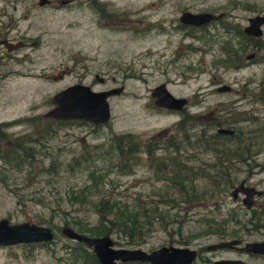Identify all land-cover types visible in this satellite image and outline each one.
<instances>
[{
	"label": "rangeland",
	"instance_id": "obj_1",
	"mask_svg": "<svg viewBox=\"0 0 264 264\" xmlns=\"http://www.w3.org/2000/svg\"><path fill=\"white\" fill-rule=\"evenodd\" d=\"M3 6L0 0V10ZM6 9L16 18L27 13L20 25L27 29L28 45L14 50L10 64L3 67L9 75L0 79V122L30 116L42 120L5 126L13 135L27 132L38 140L30 165L12 167L0 160V218L50 225L56 237L45 243L0 245V264H71L67 245L75 241L61 227L70 224L78 229L74 222L78 220L96 223L93 201L102 195L134 207L156 204L165 214L143 242L112 233L118 244L146 250L189 246L199 251L193 264L231 263H215L222 258L264 264V256L207 247L234 237L264 238V193L256 194L262 204L256 214L243 202L244 194L234 198L231 193L241 179L264 190V25L258 41L236 31L249 23V17L264 13V0H51L44 5L18 0ZM183 10L224 15L191 26L179 19ZM226 40L235 47L247 43L239 66L226 60ZM252 52L255 55L248 58ZM96 73L105 80L95 79ZM80 81L96 90L124 86L121 93L108 97L109 121L46 119L43 113L54 105L52 95ZM162 82L176 96L191 98L185 109L155 104L151 91ZM223 83L233 89L217 90ZM183 115L188 120L179 131ZM218 115L230 118L236 133L230 141L211 138L215 143L208 148L201 137L216 132L218 125L211 122ZM121 132H133L157 145L151 156L145 147L138 151L130 170L117 166L120 156L113 136ZM169 140L175 144L165 146ZM221 156L230 159L228 174L220 166ZM164 157H174L185 170L193 167L189 174H196L197 194L190 193L195 201H184L186 194L163 176L164 170H156L154 164ZM92 170L102 176L92 187L90 200L73 203L71 188L94 184Z\"/></svg>",
	"mask_w": 264,
	"mask_h": 264
},
{
	"label": "water",
	"instance_id": "obj_2",
	"mask_svg": "<svg viewBox=\"0 0 264 264\" xmlns=\"http://www.w3.org/2000/svg\"><path fill=\"white\" fill-rule=\"evenodd\" d=\"M63 2L67 0H62ZM50 0H39V4L44 5ZM224 13H214L210 11L193 12L183 10L179 16L180 21L186 24L203 25L215 20ZM249 23L245 25L244 31L254 37L261 36L264 25V13L249 17ZM0 43L7 45L8 49L18 48L23 45L22 41L12 42L0 39ZM254 52L247 55L251 58ZM98 76V74H97ZM102 79V77L100 78ZM231 85L222 84L218 90H229ZM124 86H116L104 90H95L91 85L77 82L55 92L52 95L54 105L44 112V116L57 119H84L93 123H104L111 117V108L108 97L122 92ZM155 103L161 107L182 109L188 102L184 96L174 95L165 82L156 85L152 91ZM219 132L231 133L234 128L219 127ZM240 191L245 193L244 203L250 206L252 197L262 193V189L254 186H236L232 193L237 196ZM61 231L67 237L78 240L94 249L101 264H117V260H141L149 261L152 264H192L198 257V250L189 246H178L174 244L162 245L152 250L141 247H116L115 239L110 233L102 235H91L81 232L65 224ZM56 232L47 224H38L29 220L21 222H11L8 217L0 218V245H12L17 243H28L38 241H49L55 239ZM241 243V239L232 238L213 242L207 245L209 249L232 247ZM240 248L247 252L264 253V238L261 240H250L240 245ZM223 260H221L222 262ZM241 264H246L244 260L236 259ZM218 262V261H217Z\"/></svg>",
	"mask_w": 264,
	"mask_h": 264
},
{
	"label": "trees",
	"instance_id": "obj_3",
	"mask_svg": "<svg viewBox=\"0 0 264 264\" xmlns=\"http://www.w3.org/2000/svg\"><path fill=\"white\" fill-rule=\"evenodd\" d=\"M205 25V24H204ZM196 26V25H191ZM202 26V25H199ZM236 30V28H234ZM237 34L252 38L255 41H258L259 39H255L251 36L245 35L246 33L243 31L241 27H237ZM245 33V34H244ZM247 43L244 41L241 43L239 47H235V45L230 41L226 40V42L223 45V48H225L227 52L226 60H229L230 65L233 66H239L241 62V54H242V48L243 50L246 49ZM41 117H22L18 118L16 120L12 121H6V122H0V160L2 162L8 163L12 167H20L22 164H28L30 165L33 161L31 159L33 155V150L35 148L37 138L31 133H22L19 135H13L12 133L5 130L6 124H12L15 122H22V121H34L35 124H39L41 122ZM46 119H52L49 117H46ZM55 120V119H53ZM69 120V119H66ZM187 116L183 115L182 119H180L178 124L179 131L185 128V121H187ZM62 121V120H57ZM230 118L226 119H216L214 118L212 124L216 125H224V123H231ZM100 124V123H99ZM226 124V125H227ZM219 132H214L213 134H209L208 136L201 137V141L205 146L210 148L211 144H214L215 141H211V138L214 137H227L230 141L231 137L234 136V134H226L224 135ZM188 136V135H187ZM114 140V147H116V150L120 156V160L117 161V166H121L124 169L130 170L135 162H137L136 153L138 151H146L148 155H152L155 151L157 145L153 144L151 140H143V138L139 135H135L133 132H121L118 134H115L113 136ZM200 140V139H199ZM219 141V142H222ZM216 142V143H219ZM173 145L175 144V141L169 140L167 145ZM142 150V148H144ZM206 147V148H207ZM247 148V147H246ZM221 150V149H220ZM240 155V154H239ZM149 156V157H150ZM86 157V156H85ZM87 158V157H86ZM85 158V159H86ZM173 158V159H172ZM76 160V157L73 159ZM229 157L224 158L221 156L220 160V166H224V170L226 165L228 164L227 161H229ZM81 163V160L76 165L75 163L71 168L75 169L77 166H79ZM153 163V162H152ZM72 163L70 162L69 165ZM51 168L55 169V165L53 161L51 162ZM155 168L157 171L164 170L166 173H164L166 178L170 180L172 185L178 187V189L186 194V198L184 201H195L194 194H197L195 191V184L194 180L196 177V174L192 176V174H189V172L193 171V167H187L188 169L185 170L184 164L180 163L178 160H174V157L171 158H161L158 161H156ZM21 168V167H20ZM49 167L43 168L44 170H47ZM133 169V168H132ZM187 171V172H186ZM225 174H228V168L224 171ZM90 176L92 178L91 183H85L83 186L78 188H71V196H72V202H79V203H86L90 200L92 187L95 185L98 186V178L102 175H100L95 170H92L90 172ZM186 182H189V185H187ZM190 191L193 192V195L190 193ZM95 211L98 214V220L96 223L91 225H85L81 223V221H74L76 224H78V230L79 231H88V234L91 235H102L105 233H116V234H124L125 236H129V240L136 241V242H143L145 241L148 233L150 232L151 227H157L155 224L160 219V223H163V219L165 214L163 211L158 207V205H147V204H139V207H134V205H129L128 203L112 198L106 195L100 196V198L96 201H93ZM66 223H69V221H65ZM131 241H128L132 243ZM43 242H50V241H40V243ZM67 247L71 250V264H100V261L98 260L95 252L92 249H88L84 244L81 243H74V244H68ZM231 264V263H227Z\"/></svg>",
	"mask_w": 264,
	"mask_h": 264
},
{
	"label": "flooded vegetation",
	"instance_id": "obj_4",
	"mask_svg": "<svg viewBox=\"0 0 264 264\" xmlns=\"http://www.w3.org/2000/svg\"><path fill=\"white\" fill-rule=\"evenodd\" d=\"M2 1L4 3V6L0 10V39H6V40H9V41H12V42L22 41L23 42V45H21L18 48L27 46L28 45V41H27V39H28L27 29H23L21 27V25H20V19H21V17L22 16L26 17L27 16V13L22 12L20 14V16L16 18V17H14L12 14H10L7 11L6 7H7V5L10 4V2L16 3L18 0H2ZM50 2H51V0H50ZM14 6H16V5L14 4ZM2 16H5V18H2ZM0 47H1V52H0V79H1L2 77H5V76H8L9 75V73L5 72V70L3 69V67L10 64V63L7 64V62L9 60L13 59V57H14L13 51L16 50V49H18V48L8 49L7 45L4 44V43H0ZM14 60L16 62H23V60L18 59L16 57H15ZM10 70H12V71H19V69H17V68H14V69L10 68ZM101 77H102V79H100ZM95 79H97L98 81H104L105 80L103 76H100V75L97 76V73L95 74ZM80 82H82V81H80ZM90 85L93 86V84H90ZM232 89H233V87L231 86V88L229 90H219V91H230ZM217 90H218V86H217ZM187 98H188V102L182 107V109H185L186 108L185 106H187L191 102V98H189V97H187ZM153 99H155V98L153 97ZM171 109L172 110H182V109L169 108V110H171ZM215 118L216 119H226V118H222L221 115L215 116ZM226 124L227 123H224V125H219V126H231L232 122L229 123V124H227V125ZM235 133H236V130L233 131L230 134H235ZM222 134H224V135L227 134L228 135L227 132H224ZM164 148H166V147H164ZM240 184H243L244 186H251V185H248L247 184V181L245 179H243V180L241 179L240 180V183L238 185H240ZM236 186L237 185H233V188L231 190V193H232L233 189ZM263 193H264V190L262 189V193H258V194H263ZM240 194H244V192L242 191V192L238 193L237 196H234L233 193H232V195H233L234 198H238L240 196ZM242 199H244V197ZM243 202H244V200H243ZM259 205L262 206V204L260 203V201H257V195L255 194L252 197V203H251V205L250 206H247L246 205V206L248 208H250L251 211L254 214H256L257 213V210L256 209H257V206H259ZM258 212H259V210H258ZM234 238H239V237H234ZM239 239H241V243H239L237 245H234L232 247H223V248H237V249H239L241 251H244L248 255L257 256V257L264 256V253L247 252V251L241 249L240 248V245H242L247 240H243L242 238H239ZM248 241H250V240H248ZM117 242L118 241H115V246L116 247H137V246H134V245H131V244L130 245L118 244L119 242L118 243ZM217 249H220V248H217ZM198 253H199V251H198ZM198 256H199V254H198ZM236 259H241V258H226V259L222 258V259H219L217 261L218 262H221V260H223L222 261L223 263L224 262H231V263L241 264L240 262L235 261ZM241 260H243V259H241ZM215 263H216V261H215ZM117 264H151V263L150 262H147V261H141V260H126V261L117 260Z\"/></svg>",
	"mask_w": 264,
	"mask_h": 264
}]
</instances>
